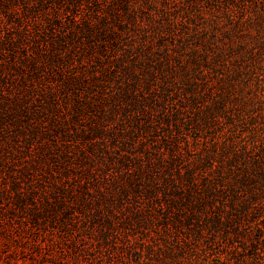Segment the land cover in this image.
I'll list each match as a JSON object with an SVG mask.
<instances>
[{"label": "rangeland", "instance_id": "374dc122", "mask_svg": "<svg viewBox=\"0 0 264 264\" xmlns=\"http://www.w3.org/2000/svg\"><path fill=\"white\" fill-rule=\"evenodd\" d=\"M129 2L135 22L119 0H0V154L7 159L0 160V264H264V206L239 237L181 230L164 211L167 201L153 210L156 218L139 216L147 200L135 206L134 191L120 194L144 146L138 141L150 145V137L129 132L138 130L116 96L119 82H108L105 92L66 83L102 70L97 57L114 61L111 48L120 55L149 42L159 49V39L170 46L191 40L201 53L223 56V74L201 69L212 93L187 104L173 134L183 148L190 141L192 159L232 156V143L264 139V0ZM114 5L124 17L113 45L112 37L78 32L89 12ZM172 30L176 37H160ZM160 126L161 145L171 128ZM85 186L91 210L81 199ZM98 207L102 214L90 215Z\"/></svg>", "mask_w": 264, "mask_h": 264}, {"label": "trees", "instance_id": "16d2710c", "mask_svg": "<svg viewBox=\"0 0 264 264\" xmlns=\"http://www.w3.org/2000/svg\"><path fill=\"white\" fill-rule=\"evenodd\" d=\"M228 1L234 3L235 0ZM120 6L128 20H137L129 0H119ZM99 9L95 11V15L92 11L86 15L83 19L85 29L78 27V32L90 38L102 37L106 40L105 37H112L109 44L113 45L116 42L115 37L120 36L117 27L122 28L121 18L124 14L115 5L109 8V13L102 14ZM78 32L75 31V35ZM160 37H176V33L172 30V33ZM146 44L135 52L131 49L120 50V55H115L119 49L110 47L111 57L115 56L114 61L104 62L97 57V62L103 66L102 70L94 69L93 75H85L84 71L81 77L74 75L66 81L72 84L80 81L79 84L88 85L92 92L98 86L105 92V86L111 80L119 82L120 89L116 96L123 99L125 111H133L130 119L135 121L138 130L135 131L133 127L129 132L136 134L144 131L145 135L136 137H150V145L145 140L138 141V144L144 146L137 154V160L132 158L136 161L127 170L131 177L128 187L122 188V193L119 194L129 196L134 191L135 204H140L143 198L147 200V209L144 212L143 209L137 211L139 216L145 213L144 217L149 215L150 218H156L153 210L159 208L160 212L165 209L163 202L167 201L165 203L168 209L164 211L176 215L181 230L185 225L193 227L198 235L207 231L212 234L221 233L225 237L228 234L244 236L245 223H250L260 207L264 206V192L260 189V185L264 183V139L253 136L250 143H232L229 148L232 156L225 153L224 157L217 159L209 154L192 159L190 141L183 148L171 128L173 124L177 127L179 116L187 104L198 105L202 102L203 90L211 95V81L208 74L203 75L201 69L205 66L208 70H213L212 74L222 75L223 72L217 66L223 56L215 53V56L210 57L208 51L201 53L196 43L191 40L179 45L172 42L170 46L159 39V49L156 50L150 42ZM103 45L106 52L109 46L105 43ZM90 49L91 55L95 48L92 45ZM35 66L37 67L36 64ZM220 103L222 100H217L214 105ZM163 123L170 125V137L164 134L163 144L160 145L156 137L159 136L158 130ZM0 160L7 159L0 154ZM85 189L81 199L88 203L87 197H92L87 187ZM1 190L0 187V203L6 188ZM87 206H90L89 203ZM102 211L103 207H98L89 213L101 215ZM109 211L113 214V208Z\"/></svg>", "mask_w": 264, "mask_h": 264}]
</instances>
